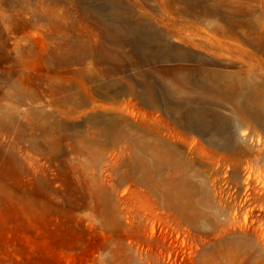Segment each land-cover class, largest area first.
<instances>
[{
    "label": "rangeland",
    "instance_id": "obj_1",
    "mask_svg": "<svg viewBox=\"0 0 264 264\" xmlns=\"http://www.w3.org/2000/svg\"><path fill=\"white\" fill-rule=\"evenodd\" d=\"M207 67L264 81V0H0V264H264V231L244 259L229 239L258 228V208L234 211L235 190L212 182L204 199L199 162L161 167L195 187L187 230L156 217L135 167L156 166V127Z\"/></svg>",
    "mask_w": 264,
    "mask_h": 264
},
{
    "label": "bare ground",
    "instance_id": "obj_2",
    "mask_svg": "<svg viewBox=\"0 0 264 264\" xmlns=\"http://www.w3.org/2000/svg\"><path fill=\"white\" fill-rule=\"evenodd\" d=\"M254 21L252 19L250 23ZM125 25L127 35L137 33L141 18L133 15ZM156 35L160 37L156 31L144 36L156 44ZM163 45L168 46L164 40ZM172 55L181 58L185 52L171 48ZM200 76L198 80L186 82L191 84L196 95L182 94L183 103L167 106L172 124L164 129L156 127V166L138 157L135 167L139 171V180L156 183V217L177 230L199 228L197 211L189 201L195 187L186 177L177 181L163 178L160 175L163 164L179 167L199 162L208 174L199 184L208 201L211 196L209 182L233 188L235 194L227 207L234 211L252 207L259 210L253 219L258 228L248 232L244 219L234 229L236 235L229 238L241 259L252 257L251 239L258 241L257 233L264 231V136L261 133V129L264 130V81L240 69L219 67H207ZM174 89L180 90L177 86ZM207 100L212 105L214 119V126L208 129L197 120V116L205 114L203 103ZM89 102L78 100L71 110L76 112L78 106ZM221 109H229V116L222 115ZM189 132L198 133L201 139Z\"/></svg>",
    "mask_w": 264,
    "mask_h": 264
}]
</instances>
